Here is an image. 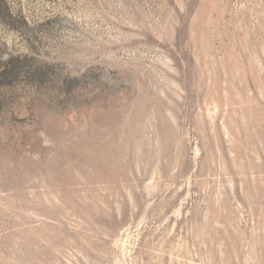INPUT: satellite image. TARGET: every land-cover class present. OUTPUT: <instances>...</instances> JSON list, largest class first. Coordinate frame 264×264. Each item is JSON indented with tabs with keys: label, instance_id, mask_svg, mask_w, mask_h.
I'll use <instances>...</instances> for the list:
<instances>
[{
	"label": "rangeland",
	"instance_id": "374dc122",
	"mask_svg": "<svg viewBox=\"0 0 264 264\" xmlns=\"http://www.w3.org/2000/svg\"><path fill=\"white\" fill-rule=\"evenodd\" d=\"M0 264H264V0H0Z\"/></svg>",
	"mask_w": 264,
	"mask_h": 264
}]
</instances>
